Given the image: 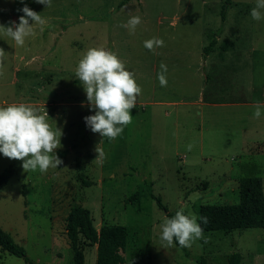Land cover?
Returning a JSON list of instances; mask_svg holds the SVG:
<instances>
[{
	"label": "rangeland",
	"instance_id": "rangeland-1",
	"mask_svg": "<svg viewBox=\"0 0 264 264\" xmlns=\"http://www.w3.org/2000/svg\"><path fill=\"white\" fill-rule=\"evenodd\" d=\"M121 1L52 0L46 8L0 0V25L18 24L25 5L47 20L23 47L0 33V107L45 108L63 133V163L45 173L0 154V175L11 171L0 186V227L33 264H73L66 228L74 206L90 210L98 230L128 228L125 264H229L236 253L240 264H264V229L203 232L188 248L160 239V225L177 211L198 217L200 205L237 204L241 178L260 177L264 187V111L253 116L264 106V19L250 16L256 0H231L225 20L226 0H132L117 9ZM133 15L142 20L134 34L120 26ZM154 37L165 46L153 52L144 42ZM212 40L217 47L205 58ZM95 47L114 52L142 89L132 122L111 142L86 126L95 110L75 77ZM0 264L29 263L0 248ZM85 264H97V247L86 248Z\"/></svg>",
	"mask_w": 264,
	"mask_h": 264
},
{
	"label": "clouds",
	"instance_id": "clouds-1",
	"mask_svg": "<svg viewBox=\"0 0 264 264\" xmlns=\"http://www.w3.org/2000/svg\"><path fill=\"white\" fill-rule=\"evenodd\" d=\"M24 3V0H20ZM36 3L52 6V0H36ZM264 0H256V6L251 9L253 20L264 19ZM19 11V23L10 21V26L0 25V33L11 38L17 46L23 47L27 37L34 35L36 25L43 26L47 20L25 5ZM29 20L33 23L30 25ZM142 23L139 16H131L126 24L130 33H135L137 26ZM164 40L152 38L144 42L149 51L164 47ZM7 54L0 49V75H3L4 57ZM158 80L161 87L167 86V65L161 63ZM75 77L81 82L86 93L87 101L95 110V115L84 118L86 126L101 137H107L111 142L120 136L128 124L132 122L130 110L136 107L137 97L142 89L137 84L134 74L126 70L125 64L119 57L103 47L89 48L79 60L75 69ZM264 106L257 104L253 113L259 119ZM44 114L40 110L24 103H13L0 107V154L10 160L23 161V169L41 173L49 168H58L63 161L56 151L61 147L62 130L49 123L45 108ZM193 145H188V150ZM99 156L105 154L102 149H96ZM198 220L207 222L206 218L185 215L183 210L177 211L173 218H166L160 225L162 242L166 246H173L174 241L182 248L191 247L192 243L202 238L203 228Z\"/></svg>",
	"mask_w": 264,
	"mask_h": 264
},
{
	"label": "trees",
	"instance_id": "trees-1",
	"mask_svg": "<svg viewBox=\"0 0 264 264\" xmlns=\"http://www.w3.org/2000/svg\"><path fill=\"white\" fill-rule=\"evenodd\" d=\"M132 0H122L117 9H122ZM231 0H226L222 13L223 20ZM217 41L212 40L204 49V56L213 53ZM226 51V46L221 47ZM11 177V171L6 170L0 175V186ZM140 194L131 197V201L139 200ZM240 200L233 205H200L197 208L198 217L206 218L207 222L198 220L203 232L229 233L236 230L264 229V187L260 177H243L239 181ZM159 207L167 208L160 197H154ZM173 218L172 215H170ZM67 237L73 251V264H85V250L97 247V264H125L123 256L129 241V230L122 225H103L98 230L90 210L74 206L67 218ZM178 243V242H177ZM0 248L25 262L33 264L20 244L0 227ZM242 256L236 253L231 256L229 264H240ZM199 264H206L204 260Z\"/></svg>",
	"mask_w": 264,
	"mask_h": 264
}]
</instances>
